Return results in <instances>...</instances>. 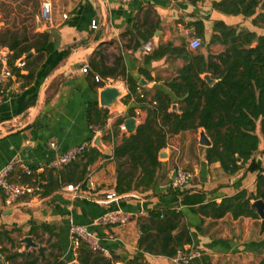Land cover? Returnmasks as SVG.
Masks as SVG:
<instances>
[{"label": "crops", "instance_id": "crops-1", "mask_svg": "<svg viewBox=\"0 0 264 264\" xmlns=\"http://www.w3.org/2000/svg\"><path fill=\"white\" fill-rule=\"evenodd\" d=\"M220 1L200 0L193 4L186 0H137L126 4L119 0H50L51 21L38 22L36 29L49 35L41 59L37 60L40 54L31 49L15 60V72L1 89L0 170L18 158L32 171L38 187L33 195L11 204L6 203L0 192L1 264L32 261L48 264L55 258L66 264H78L71 254L70 220L99 235L100 245L107 251L104 256L113 255L117 258L115 264H126L140 254V225L150 224L151 212L166 208L180 213V228L173 235L181 228L190 234L191 243L183 247L186 253L194 254L190 264H259L264 259L261 218H233L226 214L213 220L198 213V208L208 203H220L241 191L254 192L257 178V173L245 172L247 166L228 175L218 162L208 164L205 149L209 147L199 144L202 129L181 132L168 139L152 189L116 194V163L112 151L113 144L120 142L123 133L119 130L117 136H112L113 125L118 119L124 122L134 119L139 112L138 126L145 120L146 113L132 98L126 104L123 102L128 86L122 77L103 78L92 67V62L113 67L118 60L119 66L125 68V75L136 81L137 94H147L148 100L157 91L170 94L165 83L177 76V70L188 63L190 57L167 55L148 61L149 54L141 51L145 43L142 39L152 41L153 50L167 43L178 47L186 36L198 38L200 42L206 38L210 43L215 35L219 36L214 29L219 22L238 31L264 34L261 28L251 25L252 18L229 16L215 9L214 4ZM92 22L96 29H92ZM186 49L193 56L206 57L208 53H221L224 47L215 42L208 50ZM83 66L88 67V73H81ZM95 76L99 77V82L95 81ZM107 86H121L124 90L118 110H108L99 104L100 92ZM174 105L178 110L177 101ZM132 107H135L133 116L129 117ZM90 108L96 112L88 117ZM96 113L100 115L99 120ZM105 114L106 119H103ZM109 133L111 139L105 140ZM97 136L105 151L98 150L101 156L84 175L81 166L72 164L59 170L46 168L57 156L93 142ZM51 143L55 148L50 147ZM253 158L264 173L263 143ZM179 169L192 177L187 187L174 189L173 173ZM10 180L32 184L20 169L13 171ZM69 187H78L77 198H72L67 191ZM108 195L115 196L106 201ZM114 209L133 213L136 219L125 226L106 230L91 226L93 221ZM26 237L37 247L25 249L22 241ZM173 260L145 253L142 262L175 264Z\"/></svg>", "mask_w": 264, "mask_h": 264}, {"label": "trees", "instance_id": "trees-1", "mask_svg": "<svg viewBox=\"0 0 264 264\" xmlns=\"http://www.w3.org/2000/svg\"><path fill=\"white\" fill-rule=\"evenodd\" d=\"M197 3L200 0H186ZM214 8L229 16L252 18L251 25L264 31V0H222ZM215 35L209 44L219 42L224 50L213 55H191L187 44L178 47L171 43L160 45L146 60L160 59L167 55L190 57V61L177 70V76L165 83L170 94L155 92L148 100L147 94H137L136 81L125 75V68L116 60L113 67L93 63L92 67L101 77H122L128 86L123 98L126 104L131 98L139 109L146 113L145 120L129 135H122L119 143L113 144L112 159L116 163L115 192L123 195L131 192H145L156 184V175L161 167L159 154L167 146L168 139L185 131L202 129L211 142L205 150L208 164L219 163L222 171L234 175L240 170L257 173L255 191H241L220 203H208L198 208L202 216L218 220L226 214L233 218L252 217L259 219L250 202H264V173L253 158L261 143L264 145V34L238 31L219 22L214 25ZM29 42L28 37L18 36L8 30L0 31V46L10 52L9 67L15 72L13 63L34 49L40 54L46 47L48 33H37ZM147 42V38L142 39ZM209 75L215 83L209 85L202 78ZM178 110L172 111L176 101ZM132 107L128 116H133ZM95 113L90 108L88 117ZM97 120L100 115L96 113ZM106 119V114L103 117ZM124 119H118L112 136H117ZM259 129V133H258ZM109 133L105 140H110ZM101 153L96 148L87 149L80 160L71 166H81L84 175ZM239 159V160H238ZM169 190H172L171 187ZM173 194L180 195L181 192ZM150 224L140 225L138 241L139 255L133 256L126 264H146L143 254L174 258L178 251L191 243L187 229L180 228V213L174 209H163L149 214ZM264 230V220H262ZM43 254V250L40 251ZM78 264H115L117 258L93 253L82 243L78 249ZM24 264H36V261ZM48 264H66L55 258ZM259 264H264V259Z\"/></svg>", "mask_w": 264, "mask_h": 264}, {"label": "built area", "instance_id": "built-area-1", "mask_svg": "<svg viewBox=\"0 0 264 264\" xmlns=\"http://www.w3.org/2000/svg\"><path fill=\"white\" fill-rule=\"evenodd\" d=\"M122 3H131L137 0H119ZM52 15V4L50 0H43L41 4V18L44 24H48L51 21ZM66 19V15L62 16ZM92 29H96V25L92 22ZM201 46V42L198 38H191L189 42V49L192 51H196ZM141 51L144 55H148L153 51V42L148 41L142 43ZM11 52L5 48L0 47V105L3 103V96L1 94L2 87L8 83L12 76V70L9 67V56ZM23 63H20V66H23ZM82 74L88 73V67L83 66L80 69ZM95 81L99 82L100 79L98 76H95ZM135 122L139 123V112L136 113ZM119 130L121 133L126 134L127 130L124 124L119 126ZM92 143H83L79 146L71 148L68 152L63 155L57 156L56 159L46 165V168L49 170H59L64 166H67L75 161H77L83 153L92 147ZM51 148H55V144H50ZM15 169H20L22 173L31 179L32 184H18L14 183L10 180V176ZM175 178L172 181V187L174 189H181L188 186L191 180V174L183 169L177 170ZM37 182L33 179V173L30 169L23 166L18 158L10 161L6 166H4L0 170V192L3 195L7 204H11L16 202L21 198H25L31 196L38 190L36 186ZM72 194V198L75 199L78 196V187H69L67 190ZM115 195L106 196V201L112 200ZM136 219V215L133 213L125 212L120 209H114L107 211L103 216L93 221L91 224L92 227H98L102 230H106L109 227H122L130 223L132 220ZM69 232H70V240H71V249L72 256L75 260L78 258V249L82 243H85L91 252L100 253L103 255L107 254V251L103 249L100 245L101 238L99 235L90 230L87 226H81L75 224L72 220L69 222ZM194 258V254L186 253L184 250H180L177 252L174 257L175 264H190L191 260Z\"/></svg>", "mask_w": 264, "mask_h": 264}, {"label": "rangeland", "instance_id": "rangeland-1", "mask_svg": "<svg viewBox=\"0 0 264 264\" xmlns=\"http://www.w3.org/2000/svg\"><path fill=\"white\" fill-rule=\"evenodd\" d=\"M42 2L43 0H0V31L8 30L20 37L27 36L31 42L33 35L41 32L36 29L38 22L43 23L41 18ZM190 40L191 37L186 36L181 42L184 41L189 48ZM210 46L208 39L205 38L201 41L200 49L208 50ZM162 152L164 151L162 150ZM159 161H162L160 157Z\"/></svg>", "mask_w": 264, "mask_h": 264}, {"label": "water", "instance_id": "water-1", "mask_svg": "<svg viewBox=\"0 0 264 264\" xmlns=\"http://www.w3.org/2000/svg\"><path fill=\"white\" fill-rule=\"evenodd\" d=\"M183 59L187 60L188 58L183 57ZM202 78L209 85H212L213 83H215V80L211 79L209 75H204ZM99 96H100L99 104L101 107L106 108L108 110H118L121 107V99L124 97V90L121 86H107L101 90ZM172 110H176L175 105L172 106ZM124 126L128 134L133 133L137 127L135 119L133 118L126 119L124 122ZM199 144L203 147L211 146V142L208 139V137L205 135L204 131L200 133ZM92 146L101 152L105 151L104 147L100 143V136H97L94 139ZM163 154L164 153H160L159 157H161ZM175 175L176 173L174 172L173 179L175 178ZM251 208L255 209V212L258 215V217L264 220V202L262 200L254 201L251 204ZM22 242L25 244V249H28L30 247H37V245L33 243L30 237L24 238Z\"/></svg>", "mask_w": 264, "mask_h": 264}]
</instances>
